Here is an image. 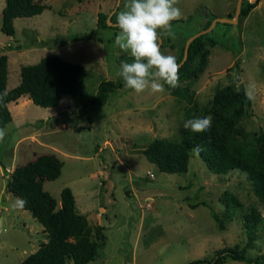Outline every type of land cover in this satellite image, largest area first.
I'll use <instances>...</instances> for the list:
<instances>
[{
  "label": "rangeland",
  "instance_id": "rangeland-1",
  "mask_svg": "<svg viewBox=\"0 0 264 264\" xmlns=\"http://www.w3.org/2000/svg\"><path fill=\"white\" fill-rule=\"evenodd\" d=\"M42 2L48 8L39 15L16 18L15 33L9 36L1 31L5 0H0L7 88L20 81L22 66L46 55L80 64L87 75L77 100L64 95L59 105L46 108L27 96L11 103L14 117L3 127L6 136L0 141V264L18 263L47 241L42 225L16 206L17 197L6 187L16 166L46 153H54L62 162L59 177L43 182V189L56 200V209L61 189L70 187L76 212L93 228H104L105 244L88 264H186L210 258L225 246L244 248L247 260L226 259L222 264H264V204L244 171L215 174L192 151L185 173H166L142 153L154 138L178 142L189 131L184 122L203 117L218 88L237 89L241 83L253 98L235 124V140L264 155L258 141L264 133V0H254V7L231 26L217 22L207 32L214 43L208 41L179 73V86L187 88L184 95L166 87L155 95L137 94L124 84L103 105L92 101L99 82L124 83L117 72L122 62L132 60L115 45L119 30L101 27L98 14H110L109 22L116 23V13L128 0ZM236 3L178 0L182 15L171 24L173 36L161 33L163 54L177 58L187 38L205 28L210 17L206 13L233 18ZM202 56V71L194 77ZM22 98L28 100L21 102ZM231 198L240 205L230 203ZM251 207L260 221L248 231L242 216Z\"/></svg>",
  "mask_w": 264,
  "mask_h": 264
},
{
  "label": "trees",
  "instance_id": "trees-1",
  "mask_svg": "<svg viewBox=\"0 0 264 264\" xmlns=\"http://www.w3.org/2000/svg\"><path fill=\"white\" fill-rule=\"evenodd\" d=\"M254 3L242 1L240 14L246 15ZM42 0H5L2 8L1 31L13 36L14 20L21 17H32L47 9ZM205 23L210 24L214 14ZM107 14H98V23L107 28ZM231 26L230 23H224ZM116 28L117 27H111ZM210 41L208 33L194 38L188 46V56L179 68V73L192 60L201 54L205 44ZM6 47H0V128L5 127L12 115L8 108L10 102H16L21 96H27L32 103L40 107H55L59 105L62 96L70 95L77 100L83 94V85L87 70L80 64L71 63L59 55H46L34 64L20 68V81L14 87L7 89L8 56ZM184 47L179 49L177 62L183 57ZM205 56L201 57L202 65L193 71L194 77L202 71ZM238 58L234 62L238 71ZM124 85L120 81L101 80L98 84L93 103L103 105L109 94ZM174 94H185L187 88L178 86L175 89L165 86ZM6 94V95H5ZM251 107V99L246 95L240 83L237 89L231 85L218 88L212 98L210 108L204 111V116L212 117L211 128L203 133L187 131L176 141L165 138H154L143 150L146 159L161 172L185 173L188 168L189 156L199 145L202 149L198 155L206 167L215 174H224L232 169L244 171L253 182L254 192L264 204V155L244 148L235 140L238 133L235 124ZM264 154V133L258 137ZM62 162L54 153L41 154L35 159L16 166L7 181V190L26 203L23 209L28 210L47 234V241L40 242L36 251L15 264H88L93 262L100 246L105 244L106 236L103 227L94 228L83 214L75 209V198L70 187H64L60 192V207L56 209L55 198L43 189L45 180H55L61 174ZM234 206L240 204L235 198L228 200ZM243 226L250 231L260 221V216L251 207L243 216ZM226 259L247 260L245 249L236 246H225L217 249L210 258H198L186 264H222Z\"/></svg>",
  "mask_w": 264,
  "mask_h": 264
},
{
  "label": "clouds",
  "instance_id": "clouds-1",
  "mask_svg": "<svg viewBox=\"0 0 264 264\" xmlns=\"http://www.w3.org/2000/svg\"><path fill=\"white\" fill-rule=\"evenodd\" d=\"M178 0H128L124 10L116 13L115 45L129 54L132 62H122L117 75L128 89L137 94L150 95L163 93L165 86L175 89L179 86V68L176 57L164 55L161 51V33L173 36L171 24L181 18V10L176 7ZM6 95V94H5ZM249 99L252 92L247 91ZM0 99H3L0 96ZM212 126V117L188 119L183 128L193 133H203ZM6 131L0 128V141ZM202 149L197 145L194 153ZM26 201L17 198L16 206L23 208Z\"/></svg>",
  "mask_w": 264,
  "mask_h": 264
},
{
  "label": "water",
  "instance_id": "water-1",
  "mask_svg": "<svg viewBox=\"0 0 264 264\" xmlns=\"http://www.w3.org/2000/svg\"><path fill=\"white\" fill-rule=\"evenodd\" d=\"M242 1L243 0H237V3H236V8H235V14H234V17L233 18H230V17H215L212 19V21L210 22V24L206 27V28H203L197 32H195L194 34H192L191 36H189L185 42V45H184V50H183V57L182 59L180 60V62H178V64L181 66L184 61L187 59V56H188V46L189 44L191 43V41L198 37L199 35H202V34H205L209 31L212 30V28L215 26V24L217 22H222V23H230V24H233L237 21L239 15H240V11H241V5H242ZM251 3L254 2V0H250ZM117 3H119V0H117ZM109 17H110V14L108 15L107 17V25L108 26H113L115 27V24L116 23H110L109 22ZM162 42V40H161Z\"/></svg>",
  "mask_w": 264,
  "mask_h": 264
},
{
  "label": "crops",
  "instance_id": "crops-1",
  "mask_svg": "<svg viewBox=\"0 0 264 264\" xmlns=\"http://www.w3.org/2000/svg\"><path fill=\"white\" fill-rule=\"evenodd\" d=\"M18 84V83H17ZM8 89V88H7ZM21 97H25V96H21ZM20 97V98H21ZM19 99V98H18ZM29 99V98H28ZM28 99H26V98H22L20 101L22 102V101H24V100H28ZM28 101H31V99L30 100H28ZM32 102V101H31ZM11 103L12 102H10L9 104H8V108H11ZM16 103H17V101L14 103L15 105H16ZM9 110H11L10 112L12 113V108L11 109H9ZM12 115V120H13V117H14V115H13V113L11 114ZM12 120L8 123V124H10L11 122H12ZM9 178V177H8Z\"/></svg>",
  "mask_w": 264,
  "mask_h": 264
}]
</instances>
